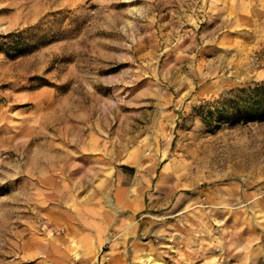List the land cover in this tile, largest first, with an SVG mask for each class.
<instances>
[{
    "label": "rangeland",
    "instance_id": "1",
    "mask_svg": "<svg viewBox=\"0 0 264 264\" xmlns=\"http://www.w3.org/2000/svg\"><path fill=\"white\" fill-rule=\"evenodd\" d=\"M261 84L264 0H0V264H264Z\"/></svg>",
    "mask_w": 264,
    "mask_h": 264
},
{
    "label": "crops",
    "instance_id": "2",
    "mask_svg": "<svg viewBox=\"0 0 264 264\" xmlns=\"http://www.w3.org/2000/svg\"><path fill=\"white\" fill-rule=\"evenodd\" d=\"M100 191H97L95 196H99ZM90 196V195H84ZM102 196V194H101ZM84 201L83 206L81 209L77 210L75 213L77 229L83 230L82 235L86 236L89 241V252L94 254V251L97 250L98 247L101 246L104 238L113 229H120L123 230L125 226L123 224H119V219L123 216L117 214L116 210H106L104 208H100L97 206H89L85 204ZM119 215V218L118 216ZM121 221V220H120ZM127 227H131V225H126ZM123 254L120 252H112V262L111 264H120L121 258Z\"/></svg>",
    "mask_w": 264,
    "mask_h": 264
},
{
    "label": "trees",
    "instance_id": "3",
    "mask_svg": "<svg viewBox=\"0 0 264 264\" xmlns=\"http://www.w3.org/2000/svg\"><path fill=\"white\" fill-rule=\"evenodd\" d=\"M241 90H239L240 92ZM246 92V96L251 102L252 106H258L259 109H261L262 105H264V84L257 85L254 87H249L246 90H243ZM261 112L258 110H250V114L253 116H257L258 118L264 117V114H260Z\"/></svg>",
    "mask_w": 264,
    "mask_h": 264
}]
</instances>
